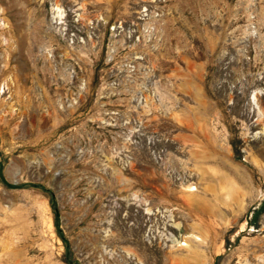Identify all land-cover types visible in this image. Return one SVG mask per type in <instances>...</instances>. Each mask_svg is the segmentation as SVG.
Wrapping results in <instances>:
<instances>
[{"label":"rangeland","instance_id":"374dc122","mask_svg":"<svg viewBox=\"0 0 264 264\" xmlns=\"http://www.w3.org/2000/svg\"><path fill=\"white\" fill-rule=\"evenodd\" d=\"M0 264H264V0H0Z\"/></svg>","mask_w":264,"mask_h":264},{"label":"bare ground","instance_id":"6f19581e","mask_svg":"<svg viewBox=\"0 0 264 264\" xmlns=\"http://www.w3.org/2000/svg\"><path fill=\"white\" fill-rule=\"evenodd\" d=\"M59 10V9H58ZM65 17V16H64ZM57 19V18H56ZM261 107V106H260Z\"/></svg>","mask_w":264,"mask_h":264}]
</instances>
